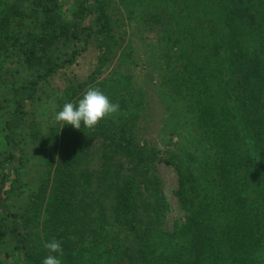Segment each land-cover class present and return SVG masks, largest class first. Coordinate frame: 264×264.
<instances>
[{
    "label": "trees",
    "instance_id": "trees-1",
    "mask_svg": "<svg viewBox=\"0 0 264 264\" xmlns=\"http://www.w3.org/2000/svg\"><path fill=\"white\" fill-rule=\"evenodd\" d=\"M166 4L163 78L197 145L175 161L174 231L157 172L172 160L101 78L124 39L110 0H0V264H42L53 238L61 264H264V0ZM93 86L120 111L94 130L55 120Z\"/></svg>",
    "mask_w": 264,
    "mask_h": 264
},
{
    "label": "rangeland",
    "instance_id": "rangeland-1",
    "mask_svg": "<svg viewBox=\"0 0 264 264\" xmlns=\"http://www.w3.org/2000/svg\"><path fill=\"white\" fill-rule=\"evenodd\" d=\"M163 1L134 0L130 4L126 0H110L115 27L124 37L119 51L123 55L119 53L116 57L113 73L110 75L106 71L101 78L109 76V90L113 86L118 99L125 95L131 102V109L138 112V140L157 145L162 156L172 160L159 162L157 172L166 200L163 225L167 231H174L188 217L177 194L180 174L175 161L190 162L197 145L185 104L173 94L163 78L167 73L163 67L171 50V43L163 34L169 27L170 9L166 0ZM167 1L171 4V0ZM153 2L161 4L158 13H154ZM146 13L158 14L161 20L147 21ZM92 67L91 61L82 59L78 74L85 78Z\"/></svg>",
    "mask_w": 264,
    "mask_h": 264
},
{
    "label": "clouds",
    "instance_id": "clouds-1",
    "mask_svg": "<svg viewBox=\"0 0 264 264\" xmlns=\"http://www.w3.org/2000/svg\"><path fill=\"white\" fill-rule=\"evenodd\" d=\"M120 111L119 103H113L99 87H89L77 102H66L55 114V120L79 130L81 125L94 130L102 120L111 118ZM62 128V127H61ZM49 251L42 264H61L64 251L61 242L53 238L45 243ZM56 254V255H54Z\"/></svg>",
    "mask_w": 264,
    "mask_h": 264
}]
</instances>
